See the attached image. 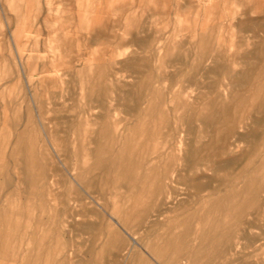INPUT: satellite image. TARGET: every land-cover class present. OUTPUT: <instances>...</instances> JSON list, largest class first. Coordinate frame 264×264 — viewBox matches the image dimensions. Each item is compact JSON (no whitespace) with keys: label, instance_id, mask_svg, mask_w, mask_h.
<instances>
[{"label":"rangeland","instance_id":"rangeland-1","mask_svg":"<svg viewBox=\"0 0 264 264\" xmlns=\"http://www.w3.org/2000/svg\"><path fill=\"white\" fill-rule=\"evenodd\" d=\"M0 264H264V0H0Z\"/></svg>","mask_w":264,"mask_h":264},{"label":"crops","instance_id":"crops-1","mask_svg":"<svg viewBox=\"0 0 264 264\" xmlns=\"http://www.w3.org/2000/svg\"><path fill=\"white\" fill-rule=\"evenodd\" d=\"M178 8L182 9L183 6L181 4H179L177 9ZM167 9H169V7ZM102 15H103L102 11H98V13L96 15L92 16V17L91 16H84V17L82 16L80 19L85 24H88L87 30H89V28H90L92 31H94V30L97 31L98 26H102V25H104L106 23L105 19L103 18Z\"/></svg>","mask_w":264,"mask_h":264},{"label":"bare ground","instance_id":"bare-ground-1","mask_svg":"<svg viewBox=\"0 0 264 264\" xmlns=\"http://www.w3.org/2000/svg\"><path fill=\"white\" fill-rule=\"evenodd\" d=\"M215 165V164H214Z\"/></svg>","mask_w":264,"mask_h":264}]
</instances>
